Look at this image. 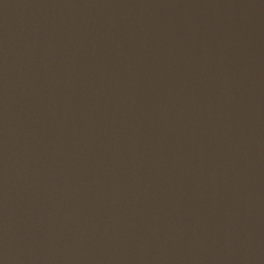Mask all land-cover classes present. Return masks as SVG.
Wrapping results in <instances>:
<instances>
[{
    "label": "water",
    "instance_id": "water-1",
    "mask_svg": "<svg viewBox=\"0 0 264 264\" xmlns=\"http://www.w3.org/2000/svg\"><path fill=\"white\" fill-rule=\"evenodd\" d=\"M0 264H264V0H0Z\"/></svg>",
    "mask_w": 264,
    "mask_h": 264
}]
</instances>
